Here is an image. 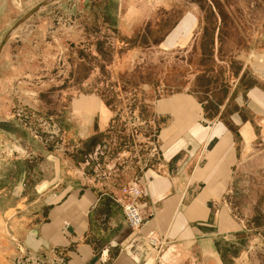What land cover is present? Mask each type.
Returning a JSON list of instances; mask_svg holds the SVG:
<instances>
[{"label":"crops","instance_id":"obj_1","mask_svg":"<svg viewBox=\"0 0 264 264\" xmlns=\"http://www.w3.org/2000/svg\"><path fill=\"white\" fill-rule=\"evenodd\" d=\"M17 1L0 0V264H14L19 249L46 255L55 249L66 264H234L238 255L228 259L223 244L233 250L243 233L223 199L240 146H250L259 128L264 133V82L234 60L236 44L223 37L233 29L229 6L82 0L68 48L61 27L53 34L48 28L68 18L63 12L73 15L72 0ZM106 52L115 55L107 68L119 72H133L148 54L179 56L185 76L178 89L161 74L144 81L147 70L122 86L111 78L107 96L98 92L90 63ZM81 67V90L68 95L65 80L70 87ZM14 81L29 104L42 99L44 88H53L58 102L69 96L60 119L64 152L44 147L11 119ZM114 103L145 113L144 139L136 143L153 137L157 158L143 142L145 154L132 162L130 113ZM132 179L142 187L145 217L134 231L115 200L116 189Z\"/></svg>","mask_w":264,"mask_h":264},{"label":"rangeland","instance_id":"obj_2","mask_svg":"<svg viewBox=\"0 0 264 264\" xmlns=\"http://www.w3.org/2000/svg\"><path fill=\"white\" fill-rule=\"evenodd\" d=\"M82 0L76 3L74 0L73 7L74 13L72 15L71 10L68 12H63V14L70 16H74L75 19L78 18V8L81 6ZM216 3L219 1H223L228 7L229 13L226 14L225 17H229L227 19L229 26L233 29H226L223 31V37L225 39H229V42L232 40L233 46L236 48V53L234 55V60L242 64V66L246 69L247 73H249L252 77L260 82H264V70L261 73H258L252 67V63L245 60V57H248L249 54L253 55L252 60L254 59V55H257V58L264 57V0H214ZM18 1L16 0V3ZM231 7V8H230ZM80 13V12H79ZM80 16V15H79ZM211 19H209L210 21ZM48 28V33L53 34V32L61 27L60 35L63 38L62 45L70 48L71 40H69V34L76 30L77 26H73L71 28L68 25L63 24L60 25L56 21H52ZM76 24V22H75ZM82 28L84 25H81ZM17 27L14 26L13 29ZM79 28V27H78ZM90 32L93 31V26L89 27ZM12 29V30H13ZM81 29V27L79 28ZM86 30V27H84ZM26 31H28L26 29ZM50 37V36H49ZM51 40L52 37H50ZM94 39L91 40L93 42ZM238 43V44H237ZM85 41H80V45H85ZM240 44V45H239ZM228 45V43H227ZM239 45V46H238ZM74 43V52H75ZM108 51V50H107ZM64 52V51H63ZM115 53L118 54L117 51ZM64 54V53H63ZM244 55V56H243ZM115 55H109L107 52L104 55H100V57H94V59H90V63L94 64L95 70V83L98 84L97 90L98 92H104L107 96H110V89L106 88V83L113 78V83L117 82L120 86L124 84V82L130 81L131 79H135L136 75H140L142 72L147 70L148 72H144V75H148V77H143L144 81L154 82L157 78V74L163 75L166 82L169 86L174 89H178L182 82V77L185 76V73L180 70V66H178V61L180 60L178 57H170L168 60L163 57H159L156 54H148L143 60H138L134 66L133 72H119L120 70L109 69L107 68V64L110 62V57L113 58ZM260 56V57H259ZM263 56V57H262ZM64 55L58 57L63 58ZM249 60V61H252ZM254 61V60H253ZM252 61V62H253ZM118 62H116V67H118ZM114 65V64H113ZM62 66V65H61ZM82 68V67H81ZM143 70L138 73V70ZM76 71V70H75ZM80 72H74L73 83L69 87V81L66 79L68 86V95L75 94L77 91H80L81 88L78 87L77 79L80 80L82 76H85V69H79ZM68 73V68L64 67L62 69L61 75L65 78ZM69 75V73H68ZM116 78V79H115ZM42 80V79H41ZM20 82V81H19ZM108 85V83H107ZM11 91V95H14L13 101V109L11 112V119H14L18 124H20L15 117L16 111L22 110L23 112L35 113L34 115H42L46 118H52L58 121L62 131L63 124L61 123V115L67 108V101L69 96L64 98L63 101H59L55 97L54 89H50L45 91L43 89L42 99L34 100L32 103H27V100L24 98L23 87H19L18 81H14L13 84L8 88ZM8 90V91H9ZM86 91V89H84ZM52 91V93H50ZM107 92V93H106ZM57 93V92H56ZM146 105L145 103H143ZM121 104H111V106H116L119 108V113L123 111H127L130 113L129 123L128 124L133 130L134 137L133 144L127 145L128 152L131 149H137L140 152L139 155L145 154V150L141 148L140 144L136 143L137 135L142 136L145 127L144 121L145 113L141 114L140 109L132 112V106L128 105L124 108L120 106ZM139 106V105H138ZM140 107V106H139ZM30 108V109H29ZM130 108V109H129ZM137 111V112H136ZM136 112V113H134ZM133 113L138 115V120L136 117H133ZM133 120H132V119ZM135 118V119H134ZM128 126V127H129ZM22 128V127H21ZM136 132H135V130ZM157 128L155 127L152 131L156 133ZM25 131V130H24ZM145 133V132H144ZM152 134V133H151ZM116 137V136H115ZM143 137V136H142ZM118 141V139H117ZM135 142V143H134ZM156 143V142H155ZM127 144V143H126ZM131 146V147H129ZM141 146V147H140ZM124 147V146H123ZM52 150V148H50ZM130 157L134 155L132 151L129 152ZM132 157V162L138 159ZM232 181L228 188V191L223 199V205L229 209L230 215L232 219L238 224L240 231L243 233L242 237L239 238L236 242L237 245H234L233 250L226 249V244H223V251L226 253L228 259L231 255L237 256L236 262L234 264H264V133L263 127L258 129L257 139L254 140L250 146H240L238 162L234 167Z\"/></svg>","mask_w":264,"mask_h":264},{"label":"built area","instance_id":"obj_3","mask_svg":"<svg viewBox=\"0 0 264 264\" xmlns=\"http://www.w3.org/2000/svg\"><path fill=\"white\" fill-rule=\"evenodd\" d=\"M76 3L79 0H75ZM74 0H72L71 6L73 5ZM59 24H66L69 28L76 26L73 16L56 20ZM26 29L29 28L25 27ZM30 109V108H29ZM23 112L22 110L16 111L15 117H17L19 125L28 133V135L41 145L47 148H52L54 151L64 152V144H63V131L55 119L46 118L42 115H34L35 113ZM138 115L133 114V117H137ZM132 119V118H131ZM135 119V118H134ZM133 120V119H132ZM137 139H144V137L137 135ZM141 142H147L150 146L148 155L150 158H157L159 156V149L157 144L153 141V137H147L145 140H140ZM140 144V142H139ZM130 152V151H129ZM134 153L132 157L136 158L138 153L140 152L137 149H133ZM124 158V157H123ZM129 158V156H127ZM120 161V160H118ZM102 173H97L95 177L101 176ZM110 176L111 172L106 171L103 173V176ZM114 190V189H112ZM118 193V197H115L116 202L120 205L123 219L125 221L126 226L130 230H138L142 224L144 223V214L141 209L140 199L143 194L142 187L139 183L138 179H132L127 181L124 185L119 186L116 189ZM149 245L154 246L156 242L152 239L148 240ZM14 264H66V259L57 255L55 249H52L48 255L42 253H35L26 251L24 249L18 250V255L14 260Z\"/></svg>","mask_w":264,"mask_h":264},{"label":"bare ground","instance_id":"obj_4","mask_svg":"<svg viewBox=\"0 0 264 264\" xmlns=\"http://www.w3.org/2000/svg\"><path fill=\"white\" fill-rule=\"evenodd\" d=\"M244 56V55H243ZM252 57H253V55H250L249 54V56L248 57H245V60L247 61L248 60V62H250V64L252 65V67L254 68V70H256L258 73H261V72H263V70H264V57L263 58H261L260 56V58H257L258 56L257 55H254V61L252 60ZM249 60H252V61H249Z\"/></svg>","mask_w":264,"mask_h":264},{"label":"water","instance_id":"obj_5","mask_svg":"<svg viewBox=\"0 0 264 264\" xmlns=\"http://www.w3.org/2000/svg\"><path fill=\"white\" fill-rule=\"evenodd\" d=\"M38 8H39V7H38ZM38 8L36 7L32 12H30V14L33 13L34 11L38 10ZM8 38H9V35H7V36L3 39L2 44H4Z\"/></svg>","mask_w":264,"mask_h":264}]
</instances>
